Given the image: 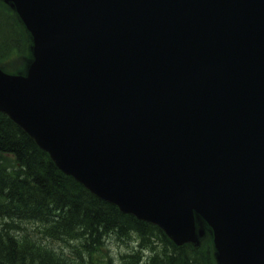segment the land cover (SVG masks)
Returning a JSON list of instances; mask_svg holds the SVG:
<instances>
[{
    "label": "water",
    "instance_id": "95a60500",
    "mask_svg": "<svg viewBox=\"0 0 264 264\" xmlns=\"http://www.w3.org/2000/svg\"><path fill=\"white\" fill-rule=\"evenodd\" d=\"M33 37L0 111L56 166L220 264H264V0H3Z\"/></svg>",
    "mask_w": 264,
    "mask_h": 264
},
{
    "label": "trees",
    "instance_id": "16d2710c",
    "mask_svg": "<svg viewBox=\"0 0 264 264\" xmlns=\"http://www.w3.org/2000/svg\"><path fill=\"white\" fill-rule=\"evenodd\" d=\"M29 46L0 2V66L21 71ZM114 239L136 244L118 264H213L207 247H177L157 227L95 197L0 113V264H97L93 252L101 255L100 245Z\"/></svg>",
    "mask_w": 264,
    "mask_h": 264
},
{
    "label": "rangeland",
    "instance_id": "374dc122",
    "mask_svg": "<svg viewBox=\"0 0 264 264\" xmlns=\"http://www.w3.org/2000/svg\"><path fill=\"white\" fill-rule=\"evenodd\" d=\"M129 244H125L122 240H113L108 244L109 255L115 261V263L119 262V252L124 253L131 249H129Z\"/></svg>",
    "mask_w": 264,
    "mask_h": 264
}]
</instances>
